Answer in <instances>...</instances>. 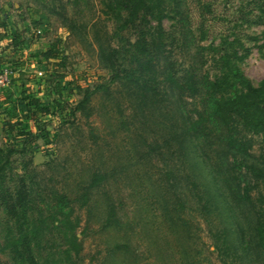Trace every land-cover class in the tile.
<instances>
[{
    "label": "rangeland",
    "instance_id": "374dc122",
    "mask_svg": "<svg viewBox=\"0 0 264 264\" xmlns=\"http://www.w3.org/2000/svg\"><path fill=\"white\" fill-rule=\"evenodd\" d=\"M165 1L157 10L170 15L162 25L169 68L214 83L231 75L220 61L227 57L254 86L264 82V0H182L180 8ZM127 20L111 0H0V69L13 70L11 85L0 90V147L16 149L18 173L33 157L40 208L48 213L45 204H56L54 190L68 195L80 217V254L69 258L63 235L49 226L52 232L40 233L39 262L264 264V225L261 235L257 225L264 224V182L247 170L250 158L231 151L213 127L194 138L198 157L191 147L182 156L184 119L161 65L143 75V86L159 88L153 101L129 80H112L102 51H118L119 72L131 64L136 38ZM53 49L56 59L46 55ZM182 106L195 121L202 98L185 97ZM237 131L258 158L261 136L242 119ZM9 220L0 206V264H14L5 242Z\"/></svg>",
    "mask_w": 264,
    "mask_h": 264
},
{
    "label": "trees",
    "instance_id": "16d2710c",
    "mask_svg": "<svg viewBox=\"0 0 264 264\" xmlns=\"http://www.w3.org/2000/svg\"><path fill=\"white\" fill-rule=\"evenodd\" d=\"M111 2L117 6L118 10L127 13L128 20L126 22L129 25L126 27L134 28L136 38V42L131 43V64L121 72L116 70V61L114 62L118 51L111 50L112 54H108L110 50L107 53L105 50L102 51V56L106 57L107 62L110 63L109 68L113 71L112 80L114 82L129 80L131 89L139 92L141 99L145 102L153 101L155 100L153 96L159 95V88L152 87L150 83L143 86L145 78L143 75L144 73H155V68L161 65L166 76L165 89L170 90L175 108L181 112L184 119L181 139L178 142L182 147V156L188 158L189 148L192 149L196 145L194 138H203L207 127H213L219 130L221 141L231 151L250 158L249 160L245 159L244 162L247 170L257 183L264 182V82L260 86H254L236 66H231L230 59L232 58L227 57L220 61L223 62L224 68L230 69L231 78V75L227 76L226 73L213 83L208 80V75L198 80L193 71H188L187 75H180L173 66L169 68L167 65L169 59L165 56L167 53L166 37L163 34L162 25L164 18L170 15L163 10L158 11L157 7L164 5L166 1L111 0ZM175 2V7L180 8L182 0H175ZM261 13L260 16L263 19L264 11ZM151 22H157L159 26L154 32L149 29ZM54 51V49L50 50L46 55L51 59L58 58L59 53ZM122 73L125 78L121 77ZM139 74L143 77L139 78ZM203 81L205 82L203 83ZM201 84L204 85V89L200 87ZM185 97L202 98V109L197 107L195 109L198 115V119L195 121L184 118L186 115L183 113L182 101ZM37 107L39 108V106ZM40 108L42 115L51 114L50 107ZM240 119L243 120L248 130H252L262 138L261 149L263 151L258 158L250 156L253 148L252 141L240 142L239 137H236L238 134L237 123L240 122ZM35 123L39 126L37 119ZM10 128V132L14 133L16 128L14 126H10ZM41 134L45 144H50V134L45 131H42ZM15 152L17 153L16 149L0 147V206L11 219L8 222L5 242L11 251L14 264H44V261L39 262L36 250H41L43 235L40 236V233L52 232L49 226H53L54 230L63 235L66 245L63 252L69 258H72L73 255L78 256L82 250L77 234L80 217L75 214L70 198L66 194L60 195L59 192L51 190L50 193L57 199L55 205L45 204L48 213H50L48 215L44 209L40 208L41 204L45 202L41 200V190L39 189H41L42 183L38 180L36 173L38 168L34 165L33 157L21 163L22 171L18 173L17 168L13 167L12 156ZM192 152L195 150L192 149ZM194 154L198 157V152ZM252 190V187L247 186L245 192L250 194ZM246 197L249 198V195L246 194ZM30 211L32 220L29 219ZM257 225L259 226L258 233L263 234L264 224L258 221Z\"/></svg>",
    "mask_w": 264,
    "mask_h": 264
},
{
    "label": "built area",
    "instance_id": "2783aa9c",
    "mask_svg": "<svg viewBox=\"0 0 264 264\" xmlns=\"http://www.w3.org/2000/svg\"><path fill=\"white\" fill-rule=\"evenodd\" d=\"M13 70L9 68L0 69V90L11 85Z\"/></svg>",
    "mask_w": 264,
    "mask_h": 264
}]
</instances>
